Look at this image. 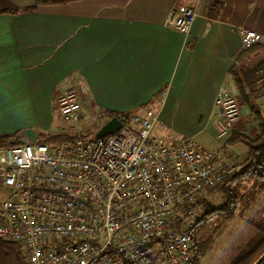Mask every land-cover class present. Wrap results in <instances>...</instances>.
I'll use <instances>...</instances> for the list:
<instances>
[{"label": "crops", "instance_id": "0c3cea01", "mask_svg": "<svg viewBox=\"0 0 264 264\" xmlns=\"http://www.w3.org/2000/svg\"><path fill=\"white\" fill-rule=\"evenodd\" d=\"M40 1L54 3L27 10ZM196 5L188 35L166 26L172 9ZM242 28L261 37L253 66L264 60V0H0V135H52L58 95L78 88L86 115L160 111L162 141L189 136L203 146L209 130L219 139L212 149L241 163L243 143L228 139L258 133L256 116L243 111L225 135L209 119L218 88L234 85ZM257 103L264 116V95Z\"/></svg>", "mask_w": 264, "mask_h": 264}, {"label": "built area", "instance_id": "2783aa9c", "mask_svg": "<svg viewBox=\"0 0 264 264\" xmlns=\"http://www.w3.org/2000/svg\"><path fill=\"white\" fill-rule=\"evenodd\" d=\"M198 15L197 5L172 9L165 24L188 35ZM240 34L245 47L261 40L254 30ZM56 106L73 140L36 139L0 153V240L21 246L26 264H148L149 245H161L169 264H191L203 209L182 208L240 163L189 136L162 141L154 135L160 111L104 113L101 125L116 117L122 126L95 137L78 126V88L59 94ZM241 110L235 88L222 85L209 120L225 135Z\"/></svg>", "mask_w": 264, "mask_h": 264}, {"label": "trees", "instance_id": "16d2710c", "mask_svg": "<svg viewBox=\"0 0 264 264\" xmlns=\"http://www.w3.org/2000/svg\"><path fill=\"white\" fill-rule=\"evenodd\" d=\"M42 3L54 2L40 1L27 10H35ZM254 47L256 46L246 47L238 54L236 59L238 63L232 67L231 74L241 101L249 107L258 120L259 132L255 137L233 132L228 139L229 143H234L237 139H240L242 143L247 145L249 152L247 157L240 163L239 169L229 175L223 183L216 186L225 196V202L223 204L213 206L206 199L198 198L195 201L187 202L183 206V213L188 209L199 206L204 208L202 216L197 220L192 230L191 241L195 256L191 264H199L202 258V251L195 240L198 229L216 216L233 218L239 209L241 189H243L242 186H245V184L251 185L253 188L252 194L254 195L264 191V116L257 103V100L264 95V60L248 68L241 64L243 58L248 56ZM105 113H109L112 116L117 114L112 112ZM103 114L101 113L99 118ZM13 136L15 135H0V147L17 145L9 142ZM38 138L48 143L61 140H73V137L68 134H39ZM249 223L254 227L256 233L249 241L237 249V253L229 264H264V214L261 218L250 220ZM0 248H2V251L13 263L15 261V264H25L26 261L24 260L25 257H23V251L18 244L0 240ZM158 248V255L161 258V262L168 263L161 245H158ZM152 251L153 245H149L144 251L148 259V264H156L159 261L157 256H155L157 260L154 261L155 258L152 255Z\"/></svg>", "mask_w": 264, "mask_h": 264}, {"label": "rangeland", "instance_id": "374dc122", "mask_svg": "<svg viewBox=\"0 0 264 264\" xmlns=\"http://www.w3.org/2000/svg\"><path fill=\"white\" fill-rule=\"evenodd\" d=\"M241 64L248 68L251 67L253 62L250 61L249 55L244 57ZM233 87L235 88L237 95L238 90L233 82ZM249 110V107L242 106L241 112ZM251 111V110H250ZM252 112V111H251ZM253 113V112H252ZM254 114V113H253ZM98 113L95 116L86 115L83 113L81 122L78 124L79 128L89 136H94L101 131L103 125L102 118ZM56 132L54 134H66L70 124H66L62 121L59 116L57 106H56ZM255 125L256 123L253 122ZM255 129V127H251ZM250 137H255L257 134H248ZM198 141L202 143L205 148L212 149L214 145L219 141L214 133L209 130H205L199 138ZM241 142L240 139H237ZM236 141V142H237ZM38 143L43 142L41 138L37 139ZM6 148L0 147V153ZM236 149L241 153V159L247 157L249 148L246 144L236 145ZM232 160V159H231ZM236 161V160H235ZM240 163L239 161H237ZM241 189V202L236 215L233 218H223L216 216L209 220L207 224L198 229L195 240L198 247L202 251V258L199 264H229L232 258L237 253V249L243 246L247 241H249L255 235L254 227L249 223L250 220L261 218L264 214V191L258 194H252L253 188L251 185L242 186ZM1 195V191H0ZM199 198H204L213 206H219L225 202L224 194L216 187L207 192L204 196ZM199 208H202L199 206ZM204 209V208H202ZM23 253V252H22ZM159 248L156 246L152 251V255L155 258L158 257V262L156 264H169L161 262L159 258ZM24 257V256H23ZM25 260V258H24ZM14 261V260H13ZM25 262V261H24ZM0 264H15L9 259L0 248ZM26 264V262H25Z\"/></svg>", "mask_w": 264, "mask_h": 264}, {"label": "water", "instance_id": "95a60500", "mask_svg": "<svg viewBox=\"0 0 264 264\" xmlns=\"http://www.w3.org/2000/svg\"><path fill=\"white\" fill-rule=\"evenodd\" d=\"M122 126L121 121L118 118H112L107 123H105L101 131L97 134H95V137L105 136L108 134L113 133L117 129H119ZM37 132L33 128H26L21 131H19L15 136H13L9 142L11 144H18V143H24V144H30L33 145L36 141Z\"/></svg>", "mask_w": 264, "mask_h": 264}]
</instances>
